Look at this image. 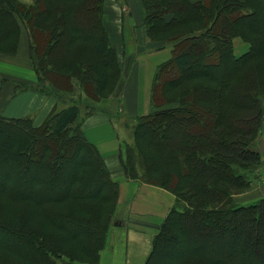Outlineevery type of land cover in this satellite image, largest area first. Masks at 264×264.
Instances as JSON below:
<instances>
[{
    "label": "trees",
    "instance_id": "obj_1",
    "mask_svg": "<svg viewBox=\"0 0 264 264\" xmlns=\"http://www.w3.org/2000/svg\"><path fill=\"white\" fill-rule=\"evenodd\" d=\"M139 1L150 42L173 47L153 111L134 119L121 150L127 179L176 196L146 264H264V198L237 201L262 164L264 0ZM105 2L0 0V53L17 54L26 34L42 91L62 101L77 86L99 102L123 72ZM238 38L249 45L241 55ZM80 113L70 104L40 126L0 116V264L99 263L120 185Z\"/></svg>",
    "mask_w": 264,
    "mask_h": 264
},
{
    "label": "crops",
    "instance_id": "obj_2",
    "mask_svg": "<svg viewBox=\"0 0 264 264\" xmlns=\"http://www.w3.org/2000/svg\"><path fill=\"white\" fill-rule=\"evenodd\" d=\"M18 1L35 5L37 0ZM104 5L105 28L123 71L122 80L114 93L101 101L79 105L81 113L77 120L88 141L99 150L111 178L120 185L115 217L118 221L110 229L98 264H146L155 236L177 206L176 196L160 187L127 179L121 161L126 138L118 128L117 118L134 120L153 111L155 74L172 57L173 47L150 42L139 0H106ZM29 47L28 37L23 34L17 54L0 53V116L30 118L40 126L54 111L69 105L39 87ZM89 106L93 107L92 112L85 111ZM8 110H12V117L5 115ZM256 186L255 193L264 198L262 185ZM245 198L247 194L240 195L237 201L252 202L244 201Z\"/></svg>",
    "mask_w": 264,
    "mask_h": 264
},
{
    "label": "rangeland",
    "instance_id": "obj_3",
    "mask_svg": "<svg viewBox=\"0 0 264 264\" xmlns=\"http://www.w3.org/2000/svg\"><path fill=\"white\" fill-rule=\"evenodd\" d=\"M249 48V45L247 43H245L244 41H242L241 39H236L235 40V50L236 53L238 55H241L243 52H246ZM122 74L121 73H117V76H115L112 80V83L110 86V88L116 90V88L120 85L121 80H122ZM92 102L95 103L94 101H92L91 99H89L85 93H83V91L75 86V89L72 93L70 94H66L64 95V97L62 98V102L64 105H70V104H79V105H83L86 102ZM263 104H264V99H263ZM93 107H87V109H85L86 112L88 111H92ZM88 110V111H87ZM94 110V109H93ZM12 110H8L5 115L7 117H12L13 112H11ZM134 120L133 119H126V118H117V124H118V128H120V131L124 134V138H126L125 142L128 143H132L133 142V125H134ZM126 135V136H125ZM257 148L258 151L260 152L261 155V159H262V164L260 166L254 167L252 169H250L247 173H246V177L247 179L252 181V188L251 190L247 193V199L245 198L244 201L247 202L248 201H252L251 203L259 200L262 196L260 193H255V189L258 187L256 186L257 184H261L262 185V189L264 190V124H263V128H262V133L260 134L259 138H258V142H257ZM243 201V202H244ZM250 204V202H249ZM116 214H117V210L114 212V214L112 215V222L114 219H116ZM115 223V222H114ZM85 264V263H84Z\"/></svg>",
    "mask_w": 264,
    "mask_h": 264
}]
</instances>
